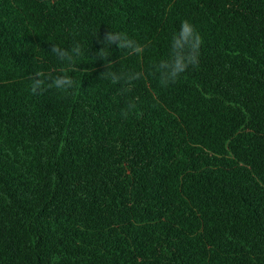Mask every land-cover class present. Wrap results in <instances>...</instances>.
<instances>
[{
	"label": "trees",
	"instance_id": "1",
	"mask_svg": "<svg viewBox=\"0 0 264 264\" xmlns=\"http://www.w3.org/2000/svg\"><path fill=\"white\" fill-rule=\"evenodd\" d=\"M185 20L199 62L165 87ZM108 32L141 53L106 67ZM0 264H264V0H0Z\"/></svg>",
	"mask_w": 264,
	"mask_h": 264
},
{
	"label": "clouds",
	"instance_id": "2",
	"mask_svg": "<svg viewBox=\"0 0 264 264\" xmlns=\"http://www.w3.org/2000/svg\"><path fill=\"white\" fill-rule=\"evenodd\" d=\"M118 40V48L127 47L137 54L141 53V46L136 44L135 41L129 40L122 33L108 32L105 34L104 40L102 41L104 47L98 53V56L101 59L108 60V65H105L106 67H109L112 64V61L108 59V57H110L109 50L111 45ZM201 42L202 39L194 26L187 20L183 21L180 25V30L172 37L169 58L160 61L157 65L162 86L167 87L169 84L176 83L180 75L184 73L189 66H195L198 64L199 47ZM51 51L60 60L67 61L69 64H71L74 57H79L81 55V48L79 45L73 47L71 50L61 48L58 45H53ZM103 75L113 83L124 80L130 84L132 81L140 79L143 74L139 72L123 74L106 71ZM49 80L50 83H47ZM52 87L66 92L74 87V80L68 75L51 77L50 75H45L41 72H37L32 78L31 92L33 94H41L43 91ZM133 108L134 104L130 103L128 109L122 112V115L127 116Z\"/></svg>",
	"mask_w": 264,
	"mask_h": 264
}]
</instances>
